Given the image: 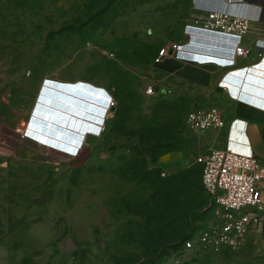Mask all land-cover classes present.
<instances>
[{
  "label": "rangeland",
  "instance_id": "rangeland-1",
  "mask_svg": "<svg viewBox=\"0 0 264 264\" xmlns=\"http://www.w3.org/2000/svg\"><path fill=\"white\" fill-rule=\"evenodd\" d=\"M206 14L189 0H0V264L258 260L254 234L238 249L185 248L218 221L203 136L186 126L203 90L159 54ZM195 32L193 57L222 61L221 38ZM79 80L114 96L100 127L98 91ZM57 108L80 119L55 120Z\"/></svg>",
  "mask_w": 264,
  "mask_h": 264
},
{
  "label": "built area",
  "instance_id": "built-area-1",
  "mask_svg": "<svg viewBox=\"0 0 264 264\" xmlns=\"http://www.w3.org/2000/svg\"><path fill=\"white\" fill-rule=\"evenodd\" d=\"M250 30L251 20L248 17L210 10L202 25H187L189 43L170 44L160 51L159 57L233 66L238 58L252 53L244 45V38ZM195 31L221 34L217 50L223 55L222 61L193 57L194 53H199L192 48L196 44L194 41L200 40L194 36ZM171 47L175 50L172 55L169 53ZM146 92L148 95L155 94L154 87L149 85ZM101 96L108 108L116 105L114 96L107 89L102 91ZM225 125L223 113L216 106L198 108L186 117V126L198 132L222 129ZM197 161L203 166L202 183L210 203L217 208L218 221L187 239L185 248L189 251L238 249L249 235L254 234L262 239L260 256L255 263L247 264H264V162L253 152L237 150L229 145L213 148L199 156Z\"/></svg>",
  "mask_w": 264,
  "mask_h": 264
},
{
  "label": "crops",
  "instance_id": "crops-1",
  "mask_svg": "<svg viewBox=\"0 0 264 264\" xmlns=\"http://www.w3.org/2000/svg\"><path fill=\"white\" fill-rule=\"evenodd\" d=\"M189 1L198 14L221 10L251 20V30L244 38V45L252 53L238 58L233 66L217 62L199 64L169 57L176 64V76L203 90L199 92L197 104L210 107L212 102L217 103L226 120L222 129L200 132L202 147L207 153L213 148L229 145L237 150L253 152L264 162V0ZM79 81L91 84L87 80ZM96 89L97 97L102 100L101 94L105 90ZM97 111L100 114L105 112L100 106H97Z\"/></svg>",
  "mask_w": 264,
  "mask_h": 264
},
{
  "label": "water",
  "instance_id": "water-1",
  "mask_svg": "<svg viewBox=\"0 0 264 264\" xmlns=\"http://www.w3.org/2000/svg\"><path fill=\"white\" fill-rule=\"evenodd\" d=\"M204 32V31H203ZM206 32V31H205ZM207 34L208 35H210V36H212L213 38H221V34H219V33H212V32H207ZM214 47H216L215 49V52H213V51H211V52H213L214 54H219L218 52H216V51H218L217 49H218V47L220 46V42L218 43L217 41H215V40H213V42L211 43ZM214 50V49H213ZM174 48L173 47H171L170 49H169V53L172 55V54H174ZM57 93H59L60 94V97L62 98V100L61 101H59V102H65V100H66V98H64V94H68V97H70V98H72L73 100H76V95H74L73 93H69V92H62V91H56ZM72 100V101H73ZM64 104H67V103H64ZM67 105H69V104H67ZM70 106H72L71 104H70ZM68 108H60V109H56L55 111H56V113H58V115H56V116H54L55 117V120H60V121H65L66 120V123H70V121L71 120H76L77 118H79L80 119V116L77 114V113H75V112H73V111H71L70 109H68ZM115 108H113L112 110H114ZM82 118V117H81ZM82 119H84V118H82ZM57 127H59V124L57 125ZM55 130H59V129H55ZM69 246H73V241L72 240H69Z\"/></svg>",
  "mask_w": 264,
  "mask_h": 264
},
{
  "label": "clouds",
  "instance_id": "clouds-1",
  "mask_svg": "<svg viewBox=\"0 0 264 264\" xmlns=\"http://www.w3.org/2000/svg\"><path fill=\"white\" fill-rule=\"evenodd\" d=\"M89 85H92V86H94L95 88H98V89H104V90H106V88H104V87H98V86H95V85H93V84H89ZM95 104H98L97 102L95 103ZM98 106H100L101 108H103L104 110H105V112L103 113V114H100L99 113V115H97V116H100V119H101V121L99 122V123H95V124H97L98 126H102L103 124H104V122H105V120H106V117H107V115L109 114V113H111V111H112V109H113V107L112 108H108L106 105H104V102L102 101V100H100V103H99V105ZM82 118H84V119H86L84 116L82 117ZM30 127L28 126L27 127V132L25 133L26 134V136H27V133H28V129H29ZM92 132H83L82 134L85 136L83 139H85V138H87V136L89 135V134H91ZM45 134H47V133H45ZM51 138H57V134H48ZM31 139H33V140H35V141H40V140H37V139H34V138H32L31 137ZM59 139H61V138H59ZM42 144L43 145H46V146H50V148H52V147H54L55 145L51 142V141H42ZM83 145V144H82ZM79 151H80V148L78 149V150H76L75 151V153L74 154H72V155H77L78 153H79Z\"/></svg>",
  "mask_w": 264,
  "mask_h": 264
},
{
  "label": "snow or ice",
  "instance_id": "snow-or-ice-1",
  "mask_svg": "<svg viewBox=\"0 0 264 264\" xmlns=\"http://www.w3.org/2000/svg\"><path fill=\"white\" fill-rule=\"evenodd\" d=\"M29 135H30V133H29Z\"/></svg>",
  "mask_w": 264,
  "mask_h": 264
}]
</instances>
